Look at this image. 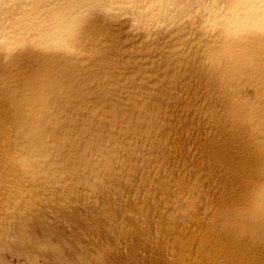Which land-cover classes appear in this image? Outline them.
<instances>
[{
	"label": "bare ground",
	"instance_id": "6f19581e",
	"mask_svg": "<svg viewBox=\"0 0 264 264\" xmlns=\"http://www.w3.org/2000/svg\"><path fill=\"white\" fill-rule=\"evenodd\" d=\"M263 134L264 0H0V264H264Z\"/></svg>",
	"mask_w": 264,
	"mask_h": 264
},
{
	"label": "rangeland",
	"instance_id": "374dc122",
	"mask_svg": "<svg viewBox=\"0 0 264 264\" xmlns=\"http://www.w3.org/2000/svg\"><path fill=\"white\" fill-rule=\"evenodd\" d=\"M262 133H263V132H262ZM262 133H261V135H262ZM263 135H264V134H263ZM261 169H262V171H263V173H264V168H263V166H261ZM262 183H263V185H264V177H263Z\"/></svg>",
	"mask_w": 264,
	"mask_h": 264
}]
</instances>
